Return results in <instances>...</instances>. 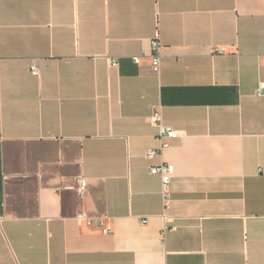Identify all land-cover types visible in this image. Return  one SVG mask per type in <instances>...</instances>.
<instances>
[{
    "label": "crops",
    "instance_id": "crops-1",
    "mask_svg": "<svg viewBox=\"0 0 264 264\" xmlns=\"http://www.w3.org/2000/svg\"><path fill=\"white\" fill-rule=\"evenodd\" d=\"M262 84L264 0H0V264H264Z\"/></svg>",
    "mask_w": 264,
    "mask_h": 264
},
{
    "label": "built area",
    "instance_id": "built-area-1",
    "mask_svg": "<svg viewBox=\"0 0 264 264\" xmlns=\"http://www.w3.org/2000/svg\"><path fill=\"white\" fill-rule=\"evenodd\" d=\"M162 44L158 40H154L152 43V68L155 72H159L162 64ZM134 61L136 64H140L141 59L139 57L134 58ZM113 66H117L118 62H113ZM32 70L37 73L38 69L36 66L32 68ZM259 95L264 96V84L261 85L259 90ZM152 123L158 127L159 129V135L158 140L165 142L167 139H177L180 137L179 132L167 129L164 124L162 123L161 118V112L157 111L152 116ZM167 143H164L163 148H165ZM163 149L161 150H149L147 152V157L149 159H154L159 153H161ZM151 173L153 175H158L162 179V186H163V196L166 206L168 205L170 199H171V185L173 182V179L175 177L176 168L172 164L163 163L158 166H153L151 168ZM70 189H74L78 192L80 197H82L85 193V179H80L78 182V185L71 186ZM166 225H165V231L171 229V230H177L176 226H169V220L167 216H165ZM168 224V225H167Z\"/></svg>",
    "mask_w": 264,
    "mask_h": 264
}]
</instances>
